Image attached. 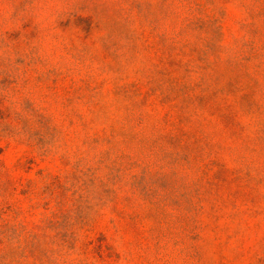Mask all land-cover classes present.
<instances>
[{"label":"rangeland","instance_id":"obj_1","mask_svg":"<svg viewBox=\"0 0 264 264\" xmlns=\"http://www.w3.org/2000/svg\"><path fill=\"white\" fill-rule=\"evenodd\" d=\"M1 210L264 264V0H0Z\"/></svg>","mask_w":264,"mask_h":264},{"label":"trees","instance_id":"obj_2","mask_svg":"<svg viewBox=\"0 0 264 264\" xmlns=\"http://www.w3.org/2000/svg\"><path fill=\"white\" fill-rule=\"evenodd\" d=\"M0 211V264H93L88 254L105 258L107 236L82 238L79 228L50 217L24 220Z\"/></svg>","mask_w":264,"mask_h":264}]
</instances>
